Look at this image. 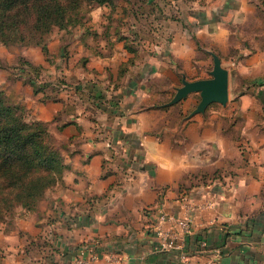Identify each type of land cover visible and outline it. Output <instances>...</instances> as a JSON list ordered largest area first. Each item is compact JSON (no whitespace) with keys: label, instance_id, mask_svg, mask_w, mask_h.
Here are the masks:
<instances>
[{"label":"crops","instance_id":"obj_1","mask_svg":"<svg viewBox=\"0 0 264 264\" xmlns=\"http://www.w3.org/2000/svg\"><path fill=\"white\" fill-rule=\"evenodd\" d=\"M115 7L92 9L69 51L47 38L48 53L73 54L58 67L72 84L18 97L64 143L66 167L34 208L0 218V264L91 253L96 264H264V0H181L144 24L99 17ZM199 49L229 57L240 92L208 114L162 105L164 88L208 63L196 64ZM34 53L29 62L47 64ZM159 209L189 220L160 224L178 247L161 245Z\"/></svg>","mask_w":264,"mask_h":264},{"label":"trees","instance_id":"obj_2","mask_svg":"<svg viewBox=\"0 0 264 264\" xmlns=\"http://www.w3.org/2000/svg\"><path fill=\"white\" fill-rule=\"evenodd\" d=\"M112 0H0V44L40 45L53 29L81 24L94 6ZM29 66L35 68L33 63ZM37 91L34 90V92ZM48 121L31 116L0 89V218L34 208L66 164Z\"/></svg>","mask_w":264,"mask_h":264},{"label":"rangeland","instance_id":"obj_3","mask_svg":"<svg viewBox=\"0 0 264 264\" xmlns=\"http://www.w3.org/2000/svg\"><path fill=\"white\" fill-rule=\"evenodd\" d=\"M181 0H112L111 4H113L115 7V13L108 14V11L104 12V10L99 11V17L101 16H107L110 18L113 16L114 18L117 17V15H120L121 13H124V15H120L119 17H126L125 21H129L131 19H137L141 24H144L145 19L153 18L154 14H161L163 15H169L170 12H173L171 9L172 6H176L180 4ZM102 5V4H101ZM125 7L126 10H122L121 7ZM99 5L94 6L92 9H97ZM175 8V7H174ZM91 9V10H92ZM91 10L86 13V16L84 17L86 20L91 18L93 15H91ZM168 10V11H167ZM175 14V13H172ZM176 15V14H175ZM162 16V15H161ZM160 16V17H161ZM101 34L103 28H101ZM78 33L77 27H69L66 29H53L52 32L48 36V40H57L60 47L62 45H65L63 48L69 51V48L67 46L70 44L71 40L75 37V35ZM144 36H147L148 33H143ZM90 42L92 41L91 38H89ZM100 40H96V47L101 46ZM93 43V42H91ZM40 45H32V44H20V43H11V44H0V89H2L5 93V95L11 99L14 102H17L23 106L19 96L27 94V87L29 85L32 86L33 91L39 90L41 87H46L48 89H55L61 86V84H72L70 80L66 78V75L59 70V63L67 65L68 61L73 59H70V57L73 55L68 52V55L65 53V50L62 49V53H59V51H50V53L45 54L47 59V64L44 66H29L31 62H29L27 59L30 57V52L32 54H35V49H39ZM57 47V46H56ZM149 47V46H148ZM97 48V49H98ZM204 54L206 56V60L208 59V63L205 64H199L197 60H199L200 56ZM228 58L226 57L224 59H221V62L224 64V66L228 69V98H233L234 96H237V94L240 92V89L234 88L233 85L235 83L240 84L241 86L243 83L246 82L245 79H242L237 72L234 71L232 63L228 64ZM195 60L196 64L200 65L202 67V72L199 73H193L189 75L190 77L188 79H197V78H204L209 77L211 74L209 73V70L212 68V55L208 51H202L198 50L195 54ZM57 62V63H56ZM200 62V61H199ZM36 65V64H35ZM38 65V64H37ZM75 65V64H73ZM204 67V70H203ZM229 67V68H228ZM53 68V70H52ZM185 76L184 74H182ZM181 75V78H182ZM186 78V77H185ZM187 79V78H186ZM237 84V85H238ZM178 85H181V81H179ZM160 86H166L165 83H161ZM175 86H173V89H166L164 88V93L160 96L159 101H167L170 99L172 94L175 91ZM23 98V97H22ZM200 99V94L198 91H192L189 92L185 97L181 98L175 103H172L176 106H182L181 100H186L188 102L189 109L187 110L188 114L190 111L194 108L196 103ZM228 100V99H227ZM227 102V101H226ZM225 102V103H226ZM224 103V104H225ZM222 103L213 101L205 107L203 112H195V113H211L212 107L220 106ZM24 107V106H23ZM25 108V107H24ZM29 111L28 108H25ZM30 113V111H29ZM31 114V113H30ZM32 116V115H31ZM49 130H51V126L48 123ZM51 132V131H50ZM52 133V132H51ZM54 137V136H53ZM58 143V142H57ZM60 145H64V143H58ZM63 149V148H62Z\"/></svg>","mask_w":264,"mask_h":264},{"label":"water","instance_id":"obj_4","mask_svg":"<svg viewBox=\"0 0 264 264\" xmlns=\"http://www.w3.org/2000/svg\"><path fill=\"white\" fill-rule=\"evenodd\" d=\"M212 68L209 70L211 76L197 79H186L182 75L181 85L175 88L174 93L162 105H169L185 97L189 92L198 91L200 99L190 111L203 112L207 104L217 101L224 104L228 99V69L222 65L220 57L211 52Z\"/></svg>","mask_w":264,"mask_h":264},{"label":"built area","instance_id":"obj_5","mask_svg":"<svg viewBox=\"0 0 264 264\" xmlns=\"http://www.w3.org/2000/svg\"><path fill=\"white\" fill-rule=\"evenodd\" d=\"M167 220L171 223H176L179 225V227L182 230H186L189 228V220L187 218H178L175 217L172 214L166 213L162 209H159L157 212V224L155 225V230L156 233L161 237L160 243L164 247H178L176 243H174L172 237H176V233L174 232H169L168 230H164L161 227V222ZM183 263L184 264H207L206 262H198V261H193L182 255ZM115 261L117 258L114 259ZM96 255L94 253H91L88 258L80 255L79 257L75 258L74 264H82V263H92L96 264Z\"/></svg>","mask_w":264,"mask_h":264}]
</instances>
